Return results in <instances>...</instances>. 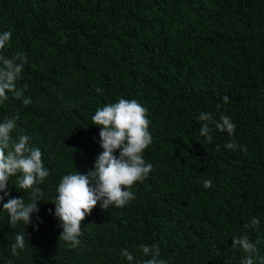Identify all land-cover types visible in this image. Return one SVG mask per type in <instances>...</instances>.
<instances>
[{"label":"trees","instance_id":"16d2710c","mask_svg":"<svg viewBox=\"0 0 264 264\" xmlns=\"http://www.w3.org/2000/svg\"><path fill=\"white\" fill-rule=\"evenodd\" d=\"M4 31L12 35L0 55L24 54L17 87L27 88L0 103V122L18 115L11 135L30 137L49 175L37 185L43 195L29 225H9L7 198L0 201V264H129L124 248L142 264L151 258L143 244L157 245L166 264H239L246 254L231 238L253 217L260 225L247 233L261 264L264 0H0ZM120 98L147 108L152 143L143 156L153 168L126 206L97 203L73 249L59 237L52 201L64 175L93 167L103 149L91 116ZM201 112L228 116L234 134L210 124L207 143ZM16 182L9 178V196L28 203L31 190ZM22 232L26 247L14 256Z\"/></svg>","mask_w":264,"mask_h":264},{"label":"clouds","instance_id":"9594fccd","mask_svg":"<svg viewBox=\"0 0 264 264\" xmlns=\"http://www.w3.org/2000/svg\"><path fill=\"white\" fill-rule=\"evenodd\" d=\"M11 35L10 31L0 33V50L5 48ZM25 63L26 58L20 52L11 57L0 55V103L9 98L8 93L15 98L23 96L27 85L18 88L17 81L21 78ZM223 102H229L227 95L223 97ZM30 103V97L23 99L24 105ZM18 119L17 115L0 122V192L3 193L0 201L7 198L2 209L8 214L9 225L15 226L18 222H23L27 226L32 223V214L39 211L37 201L42 200L43 193L37 185L48 177L49 169L44 165L42 151L39 147L31 146L28 135L23 131L16 138L11 135L17 128ZM197 119L206 122L202 124L199 134L207 143L213 140L210 124L230 137L236 129V125L226 115H222L217 121L211 113L201 112ZM91 120V124L100 129L99 143L103 151L86 173L76 171L64 175L57 186L55 200L52 201L55 204L54 215L59 219V227L62 228L59 237L73 249L81 243V222L97 203L106 210L110 206H126L135 199V193L131 190L134 184L143 182L153 168L151 163H146L143 156L144 150L152 143L148 130L150 121L147 118V108L138 101L120 98L117 102L97 108ZM224 147L234 150L237 145L235 142H228ZM116 151L118 156L113 154ZM12 176H17L16 188L31 190L28 203L21 197L9 196L7 185ZM202 184L205 189L212 187L210 179L203 180ZM39 219L37 216L36 220ZM259 225L260 220L253 217L243 225V234L232 236L231 247L246 254L239 264H255L258 250L256 244L250 240L247 230L255 231ZM25 247L26 232H22L15 236L11 252L14 256H19L18 249L24 250ZM140 250L145 257H151L143 260L142 264H166V261L159 259L160 250L157 245L143 244ZM120 255L129 264H133L134 255L129 249H122ZM261 264H264V260Z\"/></svg>","mask_w":264,"mask_h":264}]
</instances>
